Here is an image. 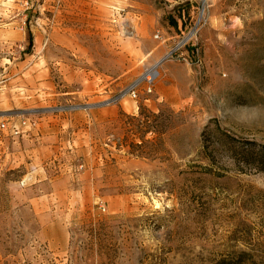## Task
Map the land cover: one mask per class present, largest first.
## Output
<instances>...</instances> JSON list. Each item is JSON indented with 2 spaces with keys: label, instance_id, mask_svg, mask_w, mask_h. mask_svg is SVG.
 Listing matches in <instances>:
<instances>
[{
  "label": "rangeland",
  "instance_id": "rangeland-1",
  "mask_svg": "<svg viewBox=\"0 0 264 264\" xmlns=\"http://www.w3.org/2000/svg\"><path fill=\"white\" fill-rule=\"evenodd\" d=\"M24 2L0 0L25 32L0 40V264L264 262V0Z\"/></svg>",
  "mask_w": 264,
  "mask_h": 264
},
{
  "label": "built area",
  "instance_id": "built-area-1",
  "mask_svg": "<svg viewBox=\"0 0 264 264\" xmlns=\"http://www.w3.org/2000/svg\"><path fill=\"white\" fill-rule=\"evenodd\" d=\"M24 4H25V5H23L24 9L31 7V5H29V0H25ZM189 35H191V38H192L193 37V31L191 33H189ZM156 36H157V34H156ZM168 55L170 56L171 53H169ZM158 74L159 73H158L157 69L151 71L150 68H148L146 71H144L140 76H138L134 81H132L125 88L123 95L128 94V95H132L135 97L140 85L143 86V89L146 92H151L154 80L156 79ZM22 123L25 124V119H23ZM1 126L4 127V124L2 123ZM12 130H13V133H15V134H18L20 132V130L17 126H13Z\"/></svg>",
  "mask_w": 264,
  "mask_h": 264
},
{
  "label": "crops",
  "instance_id": "crops-1",
  "mask_svg": "<svg viewBox=\"0 0 264 264\" xmlns=\"http://www.w3.org/2000/svg\"><path fill=\"white\" fill-rule=\"evenodd\" d=\"M9 8V7H8ZM10 21V22H9ZM23 20L22 18L10 19L4 21L0 25V40L1 41H17L24 37Z\"/></svg>",
  "mask_w": 264,
  "mask_h": 264
},
{
  "label": "trees",
  "instance_id": "trees-1",
  "mask_svg": "<svg viewBox=\"0 0 264 264\" xmlns=\"http://www.w3.org/2000/svg\"><path fill=\"white\" fill-rule=\"evenodd\" d=\"M257 166H259L263 171H264V156L260 157L258 159V163ZM244 253L241 252L236 256L233 257H229V258H223L219 261H217V264H264V262L262 263H257L255 261L252 260H246L244 258Z\"/></svg>",
  "mask_w": 264,
  "mask_h": 264
},
{
  "label": "bare ground",
  "instance_id": "bare-ground-1",
  "mask_svg": "<svg viewBox=\"0 0 264 264\" xmlns=\"http://www.w3.org/2000/svg\"><path fill=\"white\" fill-rule=\"evenodd\" d=\"M157 65H158V62L154 63V64L150 67V70H151V71L156 70Z\"/></svg>",
  "mask_w": 264,
  "mask_h": 264
}]
</instances>
